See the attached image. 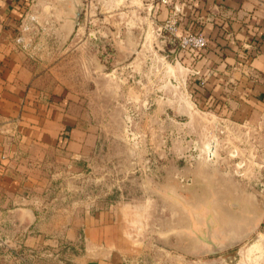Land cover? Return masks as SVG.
Masks as SVG:
<instances>
[{"label":"rangeland","instance_id":"1","mask_svg":"<svg viewBox=\"0 0 264 264\" xmlns=\"http://www.w3.org/2000/svg\"><path fill=\"white\" fill-rule=\"evenodd\" d=\"M31 1L23 30L29 52L53 85L66 89L89 139L79 157L42 144L18 155L12 168L19 197L42 218L36 230L48 237L32 250L24 231L15 242L0 241V264H75L81 251L53 237L76 218L111 208L124 218L119 264H264V223L213 256L183 253L192 243L169 231L185 225V206L203 217L200 206L225 194L264 212V127L251 122L264 112L249 102L244 112L208 104L198 79L182 68L196 57L180 56L168 35L149 30L153 18L145 23L134 0H81L80 31L68 41L60 25L70 0ZM1 136L18 142L23 135ZM221 226L214 222L215 231ZM11 234L6 223L3 235Z\"/></svg>","mask_w":264,"mask_h":264},{"label":"crops","instance_id":"2","mask_svg":"<svg viewBox=\"0 0 264 264\" xmlns=\"http://www.w3.org/2000/svg\"><path fill=\"white\" fill-rule=\"evenodd\" d=\"M31 2L0 0V132L14 135L18 130L23 135L21 141L15 142L14 138L0 134L3 232L0 241L2 245L15 242L24 231L30 250L44 243L48 236L36 230L42 218L22 203L25 199L19 197L21 187L12 165L23 149L37 150L41 144L44 148L75 150L79 157L85 154L89 139L81 122L71 114L72 103L66 89L61 85L55 87L53 79L46 76L29 52L32 43L23 34V24L28 19ZM134 3L140 5L137 13L145 15V23L152 16L149 30L159 32L176 6L179 35L202 33L208 39L207 47L191 59L194 62L184 59L187 68L182 67L198 79L195 86L205 94L208 104L216 101L215 106L222 110L236 107L244 112L249 102L264 112V0H175L172 5L161 0H134ZM60 30L66 33L63 26ZM21 35L23 42L18 41ZM167 41L173 45L169 38ZM251 122L254 128L261 129L264 115L254 114ZM251 122L243 120L242 124ZM28 209L36 214L33 225L25 213ZM22 221L29 223L26 228L22 227ZM123 222V216L113 208L95 216L78 217L73 225L60 230L53 242L80 250L81 253L73 255L75 264H119L118 249L124 246ZM6 223L12 226V234L8 236L3 235Z\"/></svg>","mask_w":264,"mask_h":264},{"label":"water","instance_id":"3","mask_svg":"<svg viewBox=\"0 0 264 264\" xmlns=\"http://www.w3.org/2000/svg\"><path fill=\"white\" fill-rule=\"evenodd\" d=\"M84 9L83 1L70 0L71 13L63 18L64 24L60 25L66 28L65 41L75 34ZM229 197L230 195L225 194L200 206V209L207 212L203 217L191 206L182 209L185 225L170 227L169 231L172 236L184 237L192 243V246L183 253L189 256L217 255L241 245L260 229L264 223V212L252 211L250 205L247 206L243 200H232ZM25 213L33 225L36 221L35 212L28 209ZM214 222L222 224L220 230L215 231ZM197 242L205 246L199 250Z\"/></svg>","mask_w":264,"mask_h":264},{"label":"built area","instance_id":"4","mask_svg":"<svg viewBox=\"0 0 264 264\" xmlns=\"http://www.w3.org/2000/svg\"><path fill=\"white\" fill-rule=\"evenodd\" d=\"M163 4L172 5L175 0H161ZM178 8L174 6V11L170 18L160 27V34H166L171 43H173L180 56L198 57L207 47L208 39L202 33H187L179 35ZM28 27L23 24V30ZM20 37V36H19ZM23 42V36L18 39ZM1 134V132H0Z\"/></svg>","mask_w":264,"mask_h":264}]
</instances>
